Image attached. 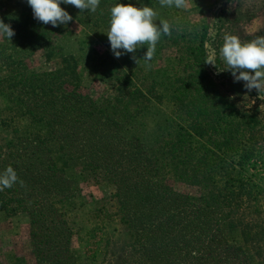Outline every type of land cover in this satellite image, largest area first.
Segmentation results:
<instances>
[{
	"label": "trees",
	"instance_id": "16d2710c",
	"mask_svg": "<svg viewBox=\"0 0 264 264\" xmlns=\"http://www.w3.org/2000/svg\"><path fill=\"white\" fill-rule=\"evenodd\" d=\"M11 6L0 7L15 33L0 43V96L8 103L0 125L11 132L0 143V172L11 166L18 181L0 191V213L28 214L35 252L51 264L78 263L68 216L81 184L94 182L114 188L116 212L93 214L115 216L128 233L122 264H264V116L240 108L213 78L205 36L174 35L176 70L164 81L123 71L107 55L117 94L95 101L80 92L74 55L65 73L28 69L23 54L48 48L49 32L30 8ZM93 13L85 22L99 28ZM155 104L164 118L150 142L144 118ZM168 177L199 186L201 196L175 191Z\"/></svg>",
	"mask_w": 264,
	"mask_h": 264
},
{
	"label": "rangeland",
	"instance_id": "374dc122",
	"mask_svg": "<svg viewBox=\"0 0 264 264\" xmlns=\"http://www.w3.org/2000/svg\"><path fill=\"white\" fill-rule=\"evenodd\" d=\"M13 1L0 0L2 11L8 12L6 7L11 2L14 11L21 12L24 8H30L29 13L35 19L26 0ZM101 1L102 4L93 13L92 21V23H98L99 28L88 27L85 21L88 15H91L90 12H81L72 5L61 4V7L73 17L67 25L54 27L50 23L44 24L37 20L41 23V27L49 32L44 42L49 43L50 46L30 50L23 54L28 69L37 73L55 72L61 69V73H65L68 70L66 63L69 62L68 57L74 55L78 61L75 71L81 82L80 92L95 101L112 99L117 94L118 85L111 77V69L104 66V58L107 55L114 58L123 71L127 70L138 76H150L152 72H156L159 80L164 81L163 76H172L176 70V62L173 61L176 56V47L173 44L176 40L174 35L183 29L185 35L199 33L202 37L205 36L209 60H215V65L210 62L208 65L213 78L220 87L237 102L240 108L254 107L258 109L261 116H264V89L260 92L255 88L248 90L244 86V81H234L231 71L225 69L226 65L219 58V48L225 34L237 35L242 42L251 41L258 35H264V0H185L187 5L185 8H177L174 5L161 6V1L156 0L157 3H154L152 7L157 12L155 23L159 25V21H167L170 24V34L162 35L156 45L150 66L144 64L143 68L139 66L128 68V66L132 65L131 61L136 62L144 56L146 44L136 49L134 53H126L117 58L109 46L94 36L97 31L108 40L106 31L109 27L110 8L118 2V0ZM121 2L125 4L131 2L136 6L143 4L149 6L147 0H121ZM189 37L193 38L188 36L187 39ZM3 39L4 37L0 36V43ZM128 56L129 61H127ZM0 73H4L2 66H0ZM6 105H8L6 99L0 96V111ZM150 111L151 114H146L144 118L149 124L147 138L150 142H155L161 134L159 128L156 127V122L162 120L164 116L157 104ZM7 115H0V119ZM10 136L11 132L0 125V143L8 140ZM257 171V169L250 168V173ZM167 180V183L181 194L192 197H199L202 194L199 186L178 182L171 177ZM81 188V193L68 216L69 223L75 232L71 251H74L76 257L79 258L77 264H122L124 256L122 242L128 239V233L123 230L120 220L115 216L109 220L104 218L100 212H97L98 216L95 217L93 214L98 208L104 207L105 211L116 212L115 203L111 201L115 192L114 188L107 184H95L94 182L82 183ZM97 226L104 228L105 234L99 229L93 230ZM31 232L32 227L28 214L21 213L15 217H8L0 213V264H51L35 252ZM109 239L113 242L108 248ZM47 256L52 257L49 254Z\"/></svg>",
	"mask_w": 264,
	"mask_h": 264
},
{
	"label": "clouds",
	"instance_id": "9594fccd",
	"mask_svg": "<svg viewBox=\"0 0 264 264\" xmlns=\"http://www.w3.org/2000/svg\"><path fill=\"white\" fill-rule=\"evenodd\" d=\"M31 7L33 17L54 27L67 25L73 20L70 13L61 7L72 5L82 11L96 12L100 0H26ZM175 6L185 8V0H161V6ZM157 12L147 4L136 6L133 3H122L121 0L110 8L109 27L106 31L110 49L113 55L119 58L126 53H134L142 45H147L142 57L146 65L156 50V45L162 35L170 34V24L167 21L155 23ZM11 26L0 19V36L11 39L14 35ZM135 58V57H133ZM219 58L231 71L234 81H244L248 90L255 88L260 92L264 89V35L242 42L237 35L225 34L219 48ZM208 62L215 65V60ZM251 70V71H249ZM18 181L13 167L9 166L0 172V191L12 187Z\"/></svg>",
	"mask_w": 264,
	"mask_h": 264
}]
</instances>
